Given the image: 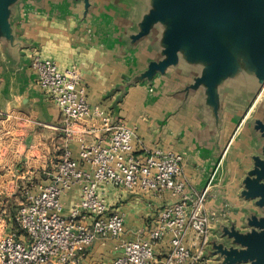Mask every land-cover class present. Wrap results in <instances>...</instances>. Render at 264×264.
Instances as JSON below:
<instances>
[{
    "label": "crops",
    "instance_id": "0c3cea01",
    "mask_svg": "<svg viewBox=\"0 0 264 264\" xmlns=\"http://www.w3.org/2000/svg\"><path fill=\"white\" fill-rule=\"evenodd\" d=\"M150 5L148 0L0 4V193L5 195L0 199L16 196L20 178L32 179L29 184L48 183L65 148L60 110L30 68L31 58L40 56L61 69H80L89 104L134 130L136 155L142 154L141 147L180 153L188 194L199 193L218 164L207 207L214 214L225 211L226 217L216 221L211 236L222 239L223 227L239 226L249 210L262 213L257 198L246 196L244 183L264 156V137L257 128L258 121L264 122V98L245 116L259 89L247 49L233 45L218 30L214 32L223 45L220 59L186 41L168 61L167 31L175 27L174 21L157 18L144 29ZM83 124L75 125L76 135L68 142L74 158L77 138L108 137L97 122L89 133L82 132ZM22 157L28 167L20 175ZM99 192L108 213L123 216L124 233L79 247L70 264H111L122 243L148 238L159 210L172 201L167 195L158 198L110 185H101ZM80 199L79 185L61 195L62 213L69 214ZM167 241L165 236L156 243L152 264H160ZM210 245L207 240L206 254L193 264H221L222 258L207 252ZM198 246L196 241L192 252Z\"/></svg>",
    "mask_w": 264,
    "mask_h": 264
},
{
    "label": "built area",
    "instance_id": "2783aa9c",
    "mask_svg": "<svg viewBox=\"0 0 264 264\" xmlns=\"http://www.w3.org/2000/svg\"><path fill=\"white\" fill-rule=\"evenodd\" d=\"M30 68L36 73L39 87L60 110L65 148L48 183H30L23 188L12 220L7 199H0V264H70L79 247L98 238L120 237L125 230L124 218L118 212L108 213L100 185L158 198L167 195L172 200L159 210L148 238L122 243L121 253L111 264L154 263V246L165 236L169 248L158 263L198 262L211 229L218 219L226 217L225 211L214 214L205 204L214 173L199 193L188 194L183 156L162 147H141L142 154L136 155L134 130L112 121L100 106L89 104L76 65L61 69L53 60L34 56ZM82 122L86 128L82 132L98 128L108 137L94 141L77 138L78 158H74L68 142L76 135L75 125ZM93 122L99 127L93 128ZM86 123L90 128L85 127ZM76 185L81 189L80 202L64 215L61 195ZM196 241L199 246L192 252Z\"/></svg>",
    "mask_w": 264,
    "mask_h": 264
},
{
    "label": "water",
    "instance_id": "95a60500",
    "mask_svg": "<svg viewBox=\"0 0 264 264\" xmlns=\"http://www.w3.org/2000/svg\"><path fill=\"white\" fill-rule=\"evenodd\" d=\"M5 1L0 0V4ZM149 4L151 8L142 23L144 29L147 30L157 18H170L174 21L175 27L167 31L168 61L186 41L196 49L210 52L220 59L223 45L215 36L218 30H223L224 37L233 45L241 44L242 48L247 49L250 60L257 68L259 80V89L245 116L249 114L253 106L264 98V23L261 19L264 0H148ZM257 128L261 137H264V122L258 121ZM217 169L218 164L213 171V179ZM252 175L244 180L248 190L246 196L257 198L255 204L263 215L254 211L247 216L246 223L250 231L246 234L230 231L233 225L223 227L222 237L232 234L235 243L226 248L219 244L212 246V252L215 253L212 255L216 256V260L222 258L221 264H264V158L257 160Z\"/></svg>",
    "mask_w": 264,
    "mask_h": 264
},
{
    "label": "rangeland",
    "instance_id": "374dc122",
    "mask_svg": "<svg viewBox=\"0 0 264 264\" xmlns=\"http://www.w3.org/2000/svg\"><path fill=\"white\" fill-rule=\"evenodd\" d=\"M261 19H262V22L264 23V13L262 14V17H261ZM263 158H264V156H263ZM25 158L24 157H22V158H20V160H19V166H18V168H19V174L20 175H22V174H25V171L27 170V165H26V163H25ZM56 163V161L55 162H53V164H55ZM53 167V166H52ZM53 170V169H52ZM51 170V171H52ZM3 172H5V171H3ZM32 179H30V180H27V178L25 177L24 179H19L18 180V186H17V188H14L15 189V192L17 193L16 194V196H14L12 199H9V201H8V204L10 205L9 206V209H10V216H9V218H10V220H12V218H13V215H14V212L16 211V209H17V207H18V205H19V203H20V201H21V199H22V197H21V192H22V190H23V188L25 187V186H27L29 183H28V181H31ZM34 182V181H33ZM213 182H214V179H213ZM212 182V183H213ZM101 186V185H100ZM104 186V185H103ZM1 188H4V186H2ZM0 188V189H1ZM7 188H10V187H7ZM2 193V192H1ZM0 193V194H1ZM5 196L4 194H1V196ZM211 195H212V189H210V192H209V195L207 196V199H206V202H205V204H206V206H207V204H208V200H209V198L211 197ZM0 196V197H1ZM208 208V207H207ZM209 209V208H208ZM227 210H228V207H227ZM249 214H251V211L249 210L248 211V213H247V215L246 216H243L240 220V225L239 226H233L232 227V230H230V231H237L238 233H241V234H246V233H248V231H250V227L247 225V223H246V221H247V216L249 215ZM18 233L19 234H23V232L21 231H18ZM208 240H209V243H211V245H210V247L208 248V251H210L209 252V254L210 255H212V254H215V253H213L212 251H213V247L212 246H214V245H217V244H219L221 247H223V248H226V247H230V246H232V245H234V236L232 235V234H225L223 237H222V239H218L216 236H209V238H208ZM206 246H207V244H206ZM155 247V246H154ZM217 254V253H216ZM239 264H244V263H239Z\"/></svg>",
    "mask_w": 264,
    "mask_h": 264
},
{
    "label": "trees",
    "instance_id": "16d2710c",
    "mask_svg": "<svg viewBox=\"0 0 264 264\" xmlns=\"http://www.w3.org/2000/svg\"><path fill=\"white\" fill-rule=\"evenodd\" d=\"M18 231H20V230H18ZM18 231H17V232H18ZM20 232H21V231H20Z\"/></svg>",
    "mask_w": 264,
    "mask_h": 264
}]
</instances>
